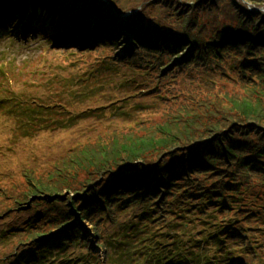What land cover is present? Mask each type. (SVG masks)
Listing matches in <instances>:
<instances>
[{"label":"rangeland","instance_id":"rangeland-1","mask_svg":"<svg viewBox=\"0 0 264 264\" xmlns=\"http://www.w3.org/2000/svg\"><path fill=\"white\" fill-rule=\"evenodd\" d=\"M115 2L118 4L116 5L118 8L129 7L131 10H147L154 17V22H164L170 25L172 31L175 29L184 30L181 27L187 23L183 22V17L175 10L176 6L162 7L155 0H115ZM253 5L262 7L255 2ZM244 11L247 12L245 9ZM171 12H174L176 17ZM220 15V19L217 18L213 21L209 10L197 11L193 15L195 21L193 19L190 21L193 23L189 28H193V31L189 34L201 35L207 40V37H213L216 34L223 22L231 23L236 28L239 18L230 2H222ZM175 18L178 19L176 25L172 24L176 22ZM247 26L249 27V24ZM241 29L248 30L247 27L242 26ZM242 30L234 32L241 33ZM244 31L237 37L242 36ZM8 34L9 30L0 28V65L6 66L11 79L10 83L5 79L0 81V99L9 96L45 97L48 94L53 100L52 103L66 107L70 113L55 115L56 122L43 126L38 118L27 120L21 116L19 113L21 106L18 107L17 105L20 104L17 102L13 100L0 102V223L2 225L21 223L38 212L33 209L24 212L21 216H18L19 213H13L8 220L4 214L13 206V199L21 197L27 189L28 183L25 178L27 172H32L36 178H46L53 172L55 163L66 158L67 151L74 146L82 148L86 144L108 139L117 129L122 132L133 130L141 133L140 130H135L127 123L120 122L116 124L117 127L111 128L109 123L100 124L96 119H91L92 117L98 119L122 118L136 128L149 123L146 126L148 127L153 124V119L159 112L168 110L167 107L180 111V109L189 106L190 113L201 116L198 113L205 107V100L224 99L218 97V94L237 97L236 95H242L247 91L242 83L233 80L238 77L239 69L235 66L236 61L228 58L224 64L215 66L209 72L199 71L189 76H179L177 81L180 86L175 85L177 88H174L169 94L172 96L171 98L163 97L158 100L153 95L147 94L134 98V101H131L130 98L118 100V97H126L120 91L124 84L112 85L118 78H115L117 76L105 68L107 60H101L103 56H100L98 52L89 54L73 52L63 56L54 51L51 52L52 48L44 45L39 36L31 34L33 37L22 33L10 40L7 38ZM39 43L41 44L35 47ZM104 54L108 55L109 51L105 50ZM1 61L4 63L1 64ZM256 65L255 67H259V70H264V64ZM172 67V65L169 66L167 71H170ZM119 71L121 70L119 69ZM90 86V92L97 97H93L87 92ZM249 87L251 88V86ZM75 91H82V93L86 91V94L76 97ZM251 91L256 93L254 89ZM262 98V94H257L256 101L264 107ZM47 102L49 101L47 100ZM139 107H144L145 110L138 111ZM93 108L99 109L92 110ZM205 117L218 121L217 117L212 114H206ZM157 121L161 122L162 120L157 118L155 122ZM261 122H264V118L261 119ZM95 174L93 172L91 177L94 178ZM76 176L72 180L59 183L64 188L62 194L69 196L75 193V190L81 189L82 181L90 174L77 173ZM260 189L264 193V188H257V190ZM259 203L257 199L250 196L245 202L246 211H251L253 205H260ZM42 206L47 207V204L44 202ZM140 212L141 209L134 208L127 215L118 214L117 221L107 220L100 228L101 235L108 239L110 236L118 240L122 239L126 234L125 229L128 227V221L133 218V215ZM252 214L253 216L264 214V209L258 206L256 210H252ZM2 225H0L1 230L5 229ZM84 226L88 229L92 227L89 221H84ZM255 238L261 246L257 250L256 257L251 259L252 263L264 264V236L256 234ZM16 242L15 238L14 242L9 245L0 244V255L11 253L15 249ZM130 242L129 238L127 240L123 238L118 246L123 244V248H126ZM251 260L248 259L250 263ZM118 264H123V260Z\"/></svg>","mask_w":264,"mask_h":264},{"label":"trees","instance_id":"trees-1","mask_svg":"<svg viewBox=\"0 0 264 264\" xmlns=\"http://www.w3.org/2000/svg\"><path fill=\"white\" fill-rule=\"evenodd\" d=\"M173 1L174 3L180 2L178 3L180 9H182L183 4L185 3V6L183 7L185 13L191 12L193 5H197V11L212 10L219 7L222 2L228 1L231 3L234 12L238 15L239 22H241L239 24L243 27L264 20V12L251 11L243 4L237 6V3L234 0ZM247 1L255 2L253 0ZM261 2L263 3L264 0H261ZM196 9H194V11ZM244 9L247 10V12H245ZM256 31H258L257 27ZM234 38L236 39L225 43L228 44V46L221 47V52L216 49V46H212L211 43L208 42L207 47L210 49V54H212L217 61H220L223 58L222 54L227 47L236 48L238 52H241L239 48H237L241 45L247 49V54L252 51L255 52L254 54H262V51H259L258 48H256L257 46L253 43L260 39L250 40L248 33L244 34V37L238 39L237 37ZM247 45L249 46L247 47ZM233 54L238 55L236 53ZM263 57L264 56H260L259 61L262 60ZM248 58L247 62H245L247 60L246 57L244 58V63L250 64L248 65V70L250 72H253V70H259V67H255V65L252 64L255 61L250 57ZM241 68L243 69L244 67ZM252 89L256 90L255 87H252L251 90ZM256 93L262 94V103L264 104V90H256ZM256 93L254 91H249L242 95H236L237 97L227 95L226 101L223 99L215 101L210 100L205 109L208 110V115H214L217 117L218 121L209 118L206 119L205 113L201 117H194L190 120H180L174 125L172 123L160 125L155 133H151L145 137H141L137 134L116 136L114 134L115 137L106 142V145L100 149H86L79 152L74 151L71 155L72 159L62 161V165L58 167L55 175L51 177L36 178L32 172H27L25 175L28 183L27 189L22 193L21 197L13 199V206L4 214H7L6 217H8L10 211L15 205L16 207L24 205L31 196L37 197L47 193L51 195L62 194L63 187H61L62 185H59V183H63L66 179L64 176L72 171L90 172L93 169L97 175H100L102 172L111 171L113 165L118 167L121 164L125 165L146 161L150 151H159L162 149L161 154L169 156L175 152H179L180 150L185 151L189 148L188 153L182 155V159L179 163L180 169H182V166L186 165L187 162H191L192 165L194 163L198 164L197 166H200L198 167L200 169L207 168L203 171H209L208 168L214 163H217L218 160H223L225 163L221 166H226L229 170L223 172L222 175H230L228 180H225L226 186H220L216 191L226 192L228 190V194L225 196L218 195L220 200L217 199L215 201H221V203L217 205L219 207L213 210V212L207 214L205 210H208L209 208L206 205H210L214 202L212 195L210 194L216 192L213 190L214 188L208 186L205 187V191H202L204 192V195L200 196L199 186L202 185L204 181L196 172L189 176L185 174L187 171L190 172L189 170L186 172L185 170H179L176 173L179 168L173 170L171 167H162V165H159L154 171L148 173L149 175H152L149 183L151 186V184L153 185L156 183L158 178L162 179L167 177L162 186L155 187L154 191L157 192L158 189H162L163 187L167 194L163 201H161L160 205L158 203L152 205L151 202L156 200H148L150 195H154V193H149L148 198L142 202L144 214H152L156 208V211L168 212L176 218L186 219L195 224L200 223L204 232L201 236L204 237L200 241H196L199 242L198 245H196L195 242V249H204L205 247L201 245V243L214 240L217 246L226 252V247L223 246L222 238H219V235L214 236L208 234V231L214 228L212 231L225 232L227 244L233 242L235 250L239 252H248L247 243L245 242L246 240L243 241L240 237H236V239L232 240L230 239L229 234L239 236L237 234L244 233V235H246L248 231H252L250 229L244 230V227H242L241 224L250 228L252 223L256 222L259 228H264V218L259 217L258 219L253 220L248 212H244L241 208L242 204L239 203L247 188L250 190L251 186L253 188L256 186L264 188V145L261 148L255 149V151L258 152L257 156L260 159L246 155L244 158L236 162L239 168L242 166H249V168L244 169L242 172H238L235 168H230V166L234 164V155L243 152L244 150H252L250 145L252 142L247 141L242 136L251 134L260 136L264 131V122H261V119L264 118V107L260 102L256 101ZM225 129H228V131L224 132ZM220 154H222L223 157H220ZM200 156H202L204 160L198 162L196 158H199ZM211 158L213 159L210 161ZM205 159L208 160V163H205ZM224 167H220V169ZM139 168L142 169L141 166H139ZM173 171H175V173ZM142 173L145 174V172ZM210 174L211 173H206L204 178H210ZM185 175L187 176L186 178L183 177ZM251 176L255 179L253 184H251ZM211 178H213V176ZM122 187L123 185L118 183H111L102 193H97L95 187L85 199L79 198L78 201L77 199L74 200L73 206L77 207L81 204V208L79 209L82 210L83 215L87 218H90L91 216H98V219H101L104 216L107 218L108 215L106 209H108L109 215L113 216L116 213L115 210L120 211L125 208L115 200V197H112L115 196L117 191L122 189ZM243 188L244 191L242 192ZM254 196L259 202L264 203V194H262L261 189L257 190V196L255 194ZM36 199L38 200L39 198ZM196 199H198V201H195ZM57 200L61 199L57 198ZM35 206H37V204ZM57 206L58 205L52 204L48 209L53 207L55 208L54 210L47 212L44 216H41L34 221L27 222L25 225H11L6 228V231H0V244L6 243V245H9L14 242L15 238L17 239L15 249L11 253L2 256L0 255V264H93V260H91V262L83 263L85 258L80 256H69L71 247H78L79 245L84 244V242L90 241V235L81 230V234H85L86 237L84 238L85 240L79 238L80 232L77 231L76 225L73 227V231H68L65 234L63 233L54 239L41 238V236L48 232L50 228L67 221L70 216L71 218L76 216L74 208L68 206L62 208ZM262 208H264V206H262ZM197 211L201 212V217H197V215H199V212ZM222 211L228 214L232 212L234 217L231 218L232 215H226L222 218V224L213 223V214ZM185 224L187 223H181L182 227H184ZM20 227H24L25 229H21ZM96 231L97 235H99L100 231L98 226H96ZM37 238H40V241H37ZM78 239H81L82 243H79ZM27 243L28 247H26ZM22 247L23 250L15 255V252L17 250L19 251ZM225 252H222V254ZM87 254L91 257H95L93 251H89ZM221 256L222 255H219L218 258ZM54 258L56 259L52 261Z\"/></svg>","mask_w":264,"mask_h":264}]
</instances>
